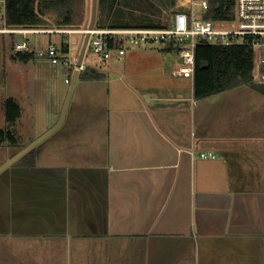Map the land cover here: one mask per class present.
<instances>
[{"label": "crops", "instance_id": "obj_1", "mask_svg": "<svg viewBox=\"0 0 264 264\" xmlns=\"http://www.w3.org/2000/svg\"><path fill=\"white\" fill-rule=\"evenodd\" d=\"M0 35L21 77L42 48ZM10 38L35 58L15 59ZM127 53L94 67L102 80L80 70L56 147L0 173V264H264V92L195 99L171 51Z\"/></svg>", "mask_w": 264, "mask_h": 264}, {"label": "trees", "instance_id": "obj_2", "mask_svg": "<svg viewBox=\"0 0 264 264\" xmlns=\"http://www.w3.org/2000/svg\"><path fill=\"white\" fill-rule=\"evenodd\" d=\"M177 0H97L95 28H161L168 25L170 18L163 22L165 12L175 13ZM84 0H5L6 25L10 28H42L47 25L44 15L55 11L60 18L57 26L80 25L85 18ZM80 8L79 12L78 9ZM171 17V16H170ZM205 19L230 21L234 17V0H209ZM61 26V27H60ZM59 50L66 59L69 53L67 38L62 39ZM163 51H175L167 46ZM35 58L34 52L17 53L15 59L27 62ZM103 75L95 68L84 66L79 74L81 81H99ZM250 85L264 92L262 85L253 83V50L245 41L228 46L198 45L195 50L193 88L195 99H203L226 90ZM5 119L13 125L20 116V106L8 98L4 102ZM17 141L12 129H0V142L15 144ZM34 148L21 157L30 161Z\"/></svg>", "mask_w": 264, "mask_h": 264}, {"label": "built area", "instance_id": "obj_3", "mask_svg": "<svg viewBox=\"0 0 264 264\" xmlns=\"http://www.w3.org/2000/svg\"><path fill=\"white\" fill-rule=\"evenodd\" d=\"M176 11L168 25L161 28H93L89 31L87 50L98 54L104 60H121L131 47L160 45L163 49H175L180 63L177 75L193 79L195 50L198 45L228 46L242 42L253 50V80L264 82V0H234V17L230 21L205 19L209 0H178ZM220 24L230 27L220 28ZM60 30L46 28H10L6 25L5 0H0V34H49ZM69 32V31H66ZM87 30H83L85 34ZM131 46V47H130ZM31 42L23 38L14 43L15 52H29ZM162 49V50H163ZM39 56H47L52 63L62 56L59 47L50 44L38 50ZM69 62V61H68ZM83 68V66H82ZM201 160L217 158L212 151H200Z\"/></svg>", "mask_w": 264, "mask_h": 264}, {"label": "rangeland", "instance_id": "obj_4", "mask_svg": "<svg viewBox=\"0 0 264 264\" xmlns=\"http://www.w3.org/2000/svg\"><path fill=\"white\" fill-rule=\"evenodd\" d=\"M83 9L86 15L84 21L80 25H75L78 23V21H76L73 26H60L61 28L57 26L58 22L60 21L57 13L55 11L45 12L46 14L44 17L47 20V25L41 27L54 31L60 30V32L56 34H53L54 32L49 34H31L29 37L35 39L42 49H46L50 44L60 47L62 39L67 38L70 48L73 47V56L76 60H78L85 37L83 30L88 29V24L90 21L91 0H84ZM79 10L80 8L78 9V12ZM170 16L171 10L165 12L163 15V22L170 18ZM218 27L227 28L230 27V24H220ZM15 38L20 40L21 35L15 34ZM4 40V37L0 35V105L3 111L2 115H4L2 121L0 122L3 127L0 129H12L11 126H14L12 130L17 136V142L15 144H8L6 142L8 144L7 146H0V163H3L6 157H10L20 148H24L50 129L49 125H51V119H53V117L51 118V109L55 104L57 107L56 113L59 114V118L69 88L71 86L75 68V65L73 63H69V60L65 59L64 55H60L59 61L57 63H52L47 56H40L35 61L26 64L25 67L22 68L23 74L21 77H19L18 74L13 71V67L9 62L10 59L7 53L3 52ZM10 41V44L14 45V39L10 38ZM7 43L8 41H6V44ZM161 48L162 46L160 45H143L137 48L131 47L129 50H127V52H130L132 49L151 50V52L156 56L163 58L164 54L162 53L163 50ZM110 60L116 59L111 58L109 60H104L98 54H94L87 50L84 56L83 65L102 69V67H104L106 64H109ZM169 60L180 59L175 51H171ZM120 66L121 65L119 64L116 67L120 68ZM253 83H257V81H253ZM78 84L76 88L80 86ZM258 85H262L264 88V82H259ZM242 87L243 86H241V88ZM245 87L253 89V87L250 85H246ZM72 94L68 104L69 107L71 106V103L73 102L76 95L74 94L72 96ZM10 97L15 98L22 108L19 119H17V121L11 126L6 122L4 112V102ZM253 106L257 107L258 104L253 103ZM61 128L53 131L49 136L37 144L34 148L35 152L39 153L43 150H49L48 148L56 147V145L53 144L57 143L59 138L64 136V129ZM190 260V264H195L193 262V258H190ZM85 261L82 259L80 263L85 264ZM156 264H170V257L159 256L157 258Z\"/></svg>", "mask_w": 264, "mask_h": 264}, {"label": "water", "instance_id": "obj_5", "mask_svg": "<svg viewBox=\"0 0 264 264\" xmlns=\"http://www.w3.org/2000/svg\"><path fill=\"white\" fill-rule=\"evenodd\" d=\"M96 14H97V0H91V12H90V21L88 24V29L87 32L84 34V40L82 43V47L80 50V54L78 57V60L76 61L75 64V69H74V73H73V78H72V82H71V86L69 88L67 97L65 99L64 105L62 107L59 119L57 121V123L51 127L49 130H47L43 135H41L40 137H38L37 139H35L34 141H32L31 143H29L27 146H25L24 148H22L19 152H17L15 155H13L11 158H9L8 160H6L3 164L0 165V173L2 171H4L6 168L10 167L11 165H13L16 161H18L21 157H23L26 153H28L29 151H31L33 148H35V146L37 144H39L43 139H45L47 136H49L53 131H55L59 125L61 124L68 103H69V99L71 96V92H72V87L73 84L77 78V75L79 73V71L82 69L83 66V59L85 56V53L87 51V45H88V40H89V31L92 30L95 26V21H96Z\"/></svg>", "mask_w": 264, "mask_h": 264}]
</instances>
